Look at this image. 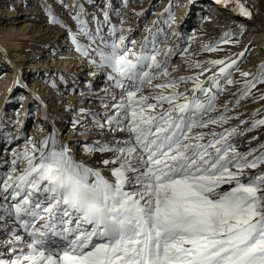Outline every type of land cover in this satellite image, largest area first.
<instances>
[{"label":"snow or ice","instance_id":"1","mask_svg":"<svg viewBox=\"0 0 264 264\" xmlns=\"http://www.w3.org/2000/svg\"><path fill=\"white\" fill-rule=\"evenodd\" d=\"M70 7L88 40L81 43L69 27L74 50L93 66L90 75L104 72L112 89L97 97L102 110L81 108L71 121L73 129L91 122L80 135L99 130L102 138L83 147L100 156L96 166L77 160L55 127L12 151L7 171L0 172V264H264V141L252 135L243 151L237 144L264 128V117L257 118L264 109L250 123L229 115V104L234 108L264 84V64L255 74L240 72L239 96L218 108L225 86L235 83V59L201 62L189 54L187 67L200 71L173 76L179 66L171 57H184L188 48L161 51V29H146L137 48L112 24L109 42L101 34L110 23L107 0L103 20L91 17L95 34L83 4L75 0ZM45 10L49 23H61ZM235 10L252 17L240 0ZM165 11L171 25V6ZM230 38L226 32L221 42ZM217 50V44L202 47ZM212 67L218 71L201 80ZM233 119L239 123L231 126Z\"/></svg>","mask_w":264,"mask_h":264},{"label":"rangeland","instance_id":"2","mask_svg":"<svg viewBox=\"0 0 264 264\" xmlns=\"http://www.w3.org/2000/svg\"><path fill=\"white\" fill-rule=\"evenodd\" d=\"M254 1L257 3L256 10L253 7ZM79 2L88 12L89 15L84 19L95 34L96 22L91 17L95 15L103 20L101 9L106 0ZM107 2L111 4L112 9L110 23L102 25L101 34L109 42L111 38L108 31L111 25L115 24L125 29L124 35L128 41H136L137 48L148 35L146 29L149 28L154 31L157 28L161 29L156 33L161 51L167 47H173L175 50L188 48V53L184 57L178 54L171 57L170 64L179 66V70L172 73L173 76H189L200 71L187 67L185 59L189 54L191 60L201 62L209 60L227 62L235 59L239 67L238 71L232 70V79L235 83L225 86V91L217 100L218 108L229 101L234 103L239 96V89L245 79L240 72L255 74L259 66L264 64V22L257 14L264 16V0H240V3L252 12L251 19L238 14L235 10L236 0H226L227 6L224 3L225 9L220 11V14L215 10L218 5L215 0H107ZM74 3L75 0H0V32L18 31L27 23L31 24L29 36L35 38V41H22L20 74L9 68L7 57L3 58L0 54V167L4 165L5 171L9 165L4 161L11 160L13 150L22 151L27 138L39 141L48 133L47 121H51L55 129L59 130V139L62 141L72 136L69 144L75 145L72 153L77 157L82 156L89 160L100 156L99 153L87 155L83 147L86 143L102 138L99 130L92 128L88 135H80L84 127H92L91 122L76 129H73L71 123L73 116L78 115L81 108L102 110L97 97L104 93L97 92L93 84L98 80H105L110 84L103 71L97 72L101 74L97 80H95L97 74L90 75L94 71L93 66L81 57L71 44L68 36L69 27L77 34L81 43H88L85 37L79 35L75 21L71 19L74 10L70 6ZM46 6L51 8L61 23H49ZM170 6L175 17L171 25L165 23L168 18L165 9ZM22 20L24 22L19 23ZM226 32L231 33V38L229 42L223 43L221 38ZM190 36H194V39L189 43L187 38ZM205 44H217L218 50L202 51ZM240 53L244 55L240 56ZM169 71L171 72V68ZM217 71L218 67H212L211 71L205 72L200 78L204 80ZM92 77L93 83L90 85ZM247 79H251V76ZM191 87L192 84L189 82L187 88ZM184 88L185 85H181L179 90L183 91ZM262 93L264 84H258L252 90V95L241 99L234 108L229 104L232 108L229 115L238 116L239 120L250 123L252 114L258 109H264V100L260 99ZM45 114L48 116L47 120ZM261 117H264V112L257 118ZM239 120L233 119L229 125L234 126ZM241 127H247V124ZM107 135L109 134L105 133V136ZM252 135H258L260 140L264 141V128L238 138L240 150H247L248 140ZM257 142L252 141V146Z\"/></svg>","mask_w":264,"mask_h":264},{"label":"bare ground","instance_id":"3","mask_svg":"<svg viewBox=\"0 0 264 264\" xmlns=\"http://www.w3.org/2000/svg\"><path fill=\"white\" fill-rule=\"evenodd\" d=\"M256 5H257V3L254 1L253 7L255 10H256ZM223 9H225L224 3L218 4L217 7H215V10L218 11V12L216 11L217 13H219L220 11H223ZM257 14H258V16L260 15V19L263 20V22H264V16H262V14H259V13H257ZM22 22H24V20H22L19 23H22ZM30 27H31V24L26 23V25H24L23 27H20L18 29V31L0 32V54H1V57H3V58L7 57L6 60H7L8 64H10L9 68H11L16 74H20L21 70H22L21 66H20V62H22V61H20V60H22V54H20L21 49H22V46H21L22 41H25V40H26V42L35 41V38H33L32 36H29L28 30ZM100 76H101V74L98 73L95 80L99 79ZM92 83H93V77L90 80V85H92ZM93 85H95L97 92H102L103 89H105L106 87L109 88L110 91L112 90L110 87V84L105 80L104 81L98 80ZM117 92H118V90H117ZM24 104H25V106L27 105V100H26V102H24ZM53 127H55V125H53V123L51 121H47V130H48L47 134H49L53 130ZM57 132L59 134V130H57ZM47 134H44L43 136H45ZM71 140H72V136H69L68 138L64 139L63 142L68 147L71 146L70 149H71V152H73L75 145L69 144ZM73 155L75 156V158L77 160H83V161H85V162H87L93 166H96L98 158H90L89 160H86L85 157H82V156L77 157L75 154H73ZM3 167H4V165L2 167H0V172L5 171V169ZM105 175H108V173H105Z\"/></svg>","mask_w":264,"mask_h":264}]
</instances>
